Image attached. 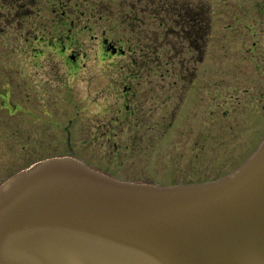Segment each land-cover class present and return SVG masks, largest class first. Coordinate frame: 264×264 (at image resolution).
<instances>
[{
  "label": "rangeland",
  "instance_id": "374dc122",
  "mask_svg": "<svg viewBox=\"0 0 264 264\" xmlns=\"http://www.w3.org/2000/svg\"><path fill=\"white\" fill-rule=\"evenodd\" d=\"M115 5L114 0H100L93 15L87 18L94 25L101 23L99 27L110 24L113 33L126 36L130 33L127 21L120 19L118 14L112 16L108 12ZM225 6L226 3L221 6L219 0L212 1L208 45L200 59H189L195 65L193 74L183 69L185 75L178 77L176 71H164L165 85L170 80L181 82L179 101L171 118L168 114L170 104L164 102L165 114L162 119L155 118L153 111L148 117L139 112L129 113L122 124L118 120L106 121L105 117L93 119L89 107L94 105V100L107 102L111 99L107 94L92 98L94 89L99 86L94 81L103 79L102 70L123 71L125 68L118 65L129 63L131 54L135 59L141 58L140 47H144L142 41L145 40L135 37L112 40L125 53L117 52L111 56L99 55L98 49L103 45L87 37V34L81 40L70 41L69 44L83 51L77 77L69 74L66 78L71 86L77 85L78 96L80 100L82 98L78 101V115L73 110L77 103L73 104L71 100L60 105L46 102L48 87H42L46 84L44 78L37 83L41 89L37 91L39 97L34 104V115L28 113L30 106L24 98L20 102L22 109L10 115L2 109L0 179L32 159L58 150L65 151L61 127L67 122V115L72 117L70 127L74 152L119 177L159 183L201 180L235 166L264 131V48L261 50L257 47L261 43L264 45V40L258 33L260 43L257 41L258 45L245 49L243 41L239 39L247 32L243 19L231 23L229 27L224 26L228 16L238 12V7L231 3L227 16ZM97 12H102L101 18L97 17ZM83 18H86V14ZM26 23L27 19L16 30L24 31ZM14 32L9 29L7 34L0 36V63L16 64L22 74L27 64L33 63V58L26 54L31 51L38 54L39 49L42 54L35 57L36 69H40L39 64L57 63L56 59L46 58V49L51 48L49 41L31 36L24 38L22 34L17 38L12 34ZM249 39L245 37V41L249 42ZM170 41H164L165 49L171 47ZM129 48L134 50L129 52ZM146 62L155 63L153 60ZM150 74L148 79H156L155 75ZM136 85L139 88L140 83ZM110 124L116 127L115 130L108 129Z\"/></svg>",
  "mask_w": 264,
  "mask_h": 264
},
{
  "label": "water",
  "instance_id": "95a60500",
  "mask_svg": "<svg viewBox=\"0 0 264 264\" xmlns=\"http://www.w3.org/2000/svg\"><path fill=\"white\" fill-rule=\"evenodd\" d=\"M0 264H264V132L233 168L159 183L70 152L0 179Z\"/></svg>",
  "mask_w": 264,
  "mask_h": 264
},
{
  "label": "flooded vegetation",
  "instance_id": "af4514ba",
  "mask_svg": "<svg viewBox=\"0 0 264 264\" xmlns=\"http://www.w3.org/2000/svg\"><path fill=\"white\" fill-rule=\"evenodd\" d=\"M212 1L114 0L116 5L114 8L110 7L108 12L112 16L118 14L120 19L126 20L129 24L130 33L122 36L118 35V32L113 33L110 24L107 27L104 25L99 27L101 23L94 25L93 21L87 18L93 15L94 8L98 6L100 0H0V36L7 34L11 29L15 31L12 34L17 38L22 34L24 38L31 36L47 40L51 48L46 49V58L57 60V63L39 64L38 70L34 61L36 55L42 54V50L39 49L38 54L31 51L26 55L33 58V63L27 64L22 74L18 65L0 63V119L2 109L8 115L19 110L23 98L29 103L28 113L34 115V104L39 97L37 91L41 89L37 83L41 82L42 78L46 82L42 87H48L46 102L51 105L53 103L60 105L62 102L71 100L73 104L77 103L73 110L78 115L80 97L75 88L77 85L71 86L72 84L68 83L66 78L69 74L71 76L77 74L83 51L69 42L81 40L86 37V34L87 37L96 39L103 45L98 49L99 55L111 56L117 52L124 54L125 50L122 47L111 42L118 38L135 37L145 40L142 41L144 47H140L141 58L135 59L131 54L129 63L118 65L120 68H125L123 71L118 70V73H115V70H102L103 79L94 81V84L97 83L99 86L94 89L92 98L107 94L111 99L103 102L94 98V105L89 107L93 119L105 117L106 121L118 120L122 124V120H125V116L129 113L139 112L148 117L152 111L155 113V118L162 119L165 114L164 102L170 104L168 114L170 118L173 117L180 97L181 82L170 80L166 81L165 85L164 71L170 69L176 71L178 77L185 75L183 69L193 74L195 65L191 64L190 60L200 59L204 54L205 46L208 45L212 23ZM219 1L221 6L226 3L227 16V9L231 3L237 5L238 12L229 15L224 26L229 27L231 23L234 24L239 19H243L242 23L247 32H244L239 39L243 41L245 49L258 45V33L262 35L261 40H264V0ZM84 14L87 19L83 18ZM101 14L102 12H97V17L101 18ZM39 18L43 19L39 20ZM26 19L27 26L24 31L16 30V27ZM33 19L36 21L34 22ZM137 24L139 26H135ZM132 27L133 31H131ZM234 35H236L235 32ZM245 37H250L249 42L245 41ZM65 40L68 42L65 43ZM165 40H171V47L168 49L164 47ZM257 47L262 50L264 45L261 43ZM133 50L129 48L128 51ZM185 51L187 54H184ZM147 60H153L155 63L148 64ZM133 61L141 62V64H132ZM148 73H151L150 76L155 75L156 79H148ZM80 77L81 74L79 79ZM137 82L140 83L139 88L136 85ZM46 108L50 110L48 106ZM135 118L138 117L135 116ZM71 119L72 117L67 115V122L61 127L66 147L63 152L73 153L91 164L74 152ZM1 124L0 129L3 126ZM115 128L112 124L108 126V129L115 130ZM58 152L62 151L58 150L54 153Z\"/></svg>",
  "mask_w": 264,
  "mask_h": 264
}]
</instances>
